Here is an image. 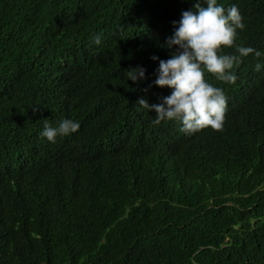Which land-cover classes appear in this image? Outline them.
Wrapping results in <instances>:
<instances>
[{
    "label": "trees",
    "instance_id": "16d2710c",
    "mask_svg": "<svg viewBox=\"0 0 264 264\" xmlns=\"http://www.w3.org/2000/svg\"><path fill=\"white\" fill-rule=\"evenodd\" d=\"M217 2L245 25L222 53L264 52V0ZM192 3L0 0V264H264V56L233 84L204 73L227 100L219 130L136 104L170 93L151 57ZM63 118L78 131L38 135Z\"/></svg>",
    "mask_w": 264,
    "mask_h": 264
},
{
    "label": "clouds",
    "instance_id": "9594fccd",
    "mask_svg": "<svg viewBox=\"0 0 264 264\" xmlns=\"http://www.w3.org/2000/svg\"><path fill=\"white\" fill-rule=\"evenodd\" d=\"M171 24L172 32L163 43L171 50L169 58L151 57L158 60L151 84L167 86L170 93L161 97L159 103L149 104L146 99L138 98L136 104L141 109L154 110L153 124L178 121L180 131L184 133L209 126L219 130L223 126L227 100L224 91L210 84L204 73L233 84L237 79L234 68L239 66L241 58L249 54L260 58L264 52L252 46L235 45V54L222 53V47L234 46L237 30H243L245 26L236 4L224 7L217 0H193L189 9L181 12L179 20H173ZM91 42L100 45L101 37L95 35ZM262 68L264 65L259 61L253 66L257 72ZM125 76L133 83L142 81L145 69L137 65L126 69ZM79 126L78 121L63 118L56 126L45 122L38 135L54 143L57 137L76 133Z\"/></svg>",
    "mask_w": 264,
    "mask_h": 264
}]
</instances>
